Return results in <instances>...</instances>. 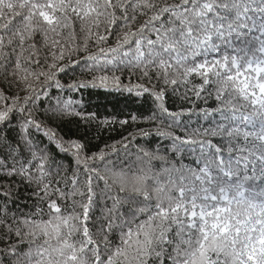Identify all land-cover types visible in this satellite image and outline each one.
<instances>
[{"label":"snow or ice","instance_id":"snow-or-ice-1","mask_svg":"<svg viewBox=\"0 0 264 264\" xmlns=\"http://www.w3.org/2000/svg\"><path fill=\"white\" fill-rule=\"evenodd\" d=\"M0 264H264V0H0Z\"/></svg>","mask_w":264,"mask_h":264},{"label":"trees","instance_id":"trees-1","mask_svg":"<svg viewBox=\"0 0 264 264\" xmlns=\"http://www.w3.org/2000/svg\"><path fill=\"white\" fill-rule=\"evenodd\" d=\"M91 94L86 95L85 99L88 103V110L97 112L101 118L111 117L112 115H117L119 118H127L129 112L143 111L139 104H133L131 100L127 98V94L120 95L118 93L112 92L108 93L103 90H90ZM198 104L203 106L202 101H197ZM214 101H209V105H212ZM170 107H190L191 105L186 101H181L179 98L175 100V103L169 102ZM196 117H193V123L195 124ZM131 123V122H130ZM72 127V126H70ZM134 127V126H133ZM74 130V128H73ZM131 130L129 126H124L123 128L119 124L112 126L111 129L102 128L99 132L93 128L90 137V147L94 151L104 148L106 144H112L115 141L122 138V136L127 135ZM153 146L156 145H166L167 141H161L159 137H152ZM143 143V141H140Z\"/></svg>","mask_w":264,"mask_h":264}]
</instances>
